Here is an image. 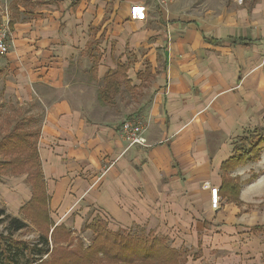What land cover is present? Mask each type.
Here are the masks:
<instances>
[{"label":"crops","instance_id":"1","mask_svg":"<svg viewBox=\"0 0 264 264\" xmlns=\"http://www.w3.org/2000/svg\"><path fill=\"white\" fill-rule=\"evenodd\" d=\"M13 1L11 43L0 77L11 75L5 90L18 105H39L36 130L23 126L37 134L35 149L56 226L68 229L70 219L81 224L93 211L92 217L125 231H152L168 236L173 248L185 249L196 246L200 234L207 244L232 243L261 227L262 218H245L241 210L264 192V150L258 161L230 173L244 180L249 170L262 172L241 185V206L220 190L221 166L232 158L236 139L264 128V0L230 10L201 6L203 11L174 0L171 15L158 12L153 28L126 26L129 36L109 46L98 67L87 42V21L93 2L109 0ZM129 7L122 2L120 11ZM98 13L99 22L103 13ZM108 21L95 27V38L103 36ZM139 48L146 50L143 56ZM126 50L138 57L130 68L122 55ZM82 52L95 62L90 68L95 74L87 79L76 77L75 61ZM142 61L148 63L145 69ZM117 67L125 75L133 71L126 76L128 84L148 95L135 112L147 122L146 146H128L109 103L97 102L99 82ZM26 184L25 203L32 197L27 179ZM210 188L219 189L217 211L210 206ZM23 198L11 201L12 215L21 220Z\"/></svg>","mask_w":264,"mask_h":264},{"label":"trees","instance_id":"2","mask_svg":"<svg viewBox=\"0 0 264 264\" xmlns=\"http://www.w3.org/2000/svg\"><path fill=\"white\" fill-rule=\"evenodd\" d=\"M8 28L11 31V19ZM139 76H142L141 72ZM105 79L109 83L97 94V102L101 106L111 103L112 94L120 92L122 83L129 85L122 67H117ZM9 118L7 115L6 121ZM7 123V131L0 135V177L25 173L32 197L21 208L24 220L7 214L6 209L0 206V225H6L5 232L0 234V264H184L186 251L170 246L166 236H156L152 231L145 232L141 228L113 232L108 228V221L101 216H94L82 228L83 232L91 231L90 244L83 248L80 243L79 248L73 249L71 231L64 225L56 226L50 219L49 197L35 149L36 132L26 130L20 122L12 127L11 120ZM263 147L264 128L247 131L234 142L232 158L221 166L220 192L228 202L242 204L239 200V178L230 177L232 169L247 160H256ZM29 225L39 233L38 242L43 247L13 239L14 233L26 230ZM253 230L259 231L261 227ZM49 241H52L53 248L48 247ZM43 255H48L49 259L44 260Z\"/></svg>","mask_w":264,"mask_h":264},{"label":"rangeland","instance_id":"3","mask_svg":"<svg viewBox=\"0 0 264 264\" xmlns=\"http://www.w3.org/2000/svg\"><path fill=\"white\" fill-rule=\"evenodd\" d=\"M24 1V0H23ZM90 0H88L89 2ZM183 2V0H178V2ZM188 1L193 8L201 9V6L203 8H209V9H216V10H224L223 8H226L227 10L233 9V7L240 6L241 4L244 6L247 4H250L253 2V0H185ZM28 1H24L23 3L26 4ZM41 3H44V0H40ZM103 4H99L96 2H93L91 5V12L93 13L92 17L88 19L87 23H89L87 26L88 28V43L90 45V52L92 53V57L94 56L95 62L97 60H101L105 52L108 50L109 46H115L116 43H118L117 39H121L123 35L126 34L129 36L128 32H125L126 26H135L138 29H142L143 27L153 28L155 24H157L159 21L155 19L159 17V13H165V17L171 15L170 8L176 3H174V0H131L129 2L128 0H120L117 3V6H114V0H109L105 3V1H102ZM128 3L129 8L125 13L120 11V4L121 3ZM95 3V4H94ZM15 5V1L13 0H0V28L2 24L6 21L11 19V15L15 12L13 10V6ZM198 5V6H197ZM89 6V5H88ZM87 6V7H88ZM147 6H153L155 10L150 11L147 8ZM170 6V7H169ZM180 7V6H179ZM223 7V8H222ZM168 8V10H166ZM39 9H43L42 6H39ZM225 9V10H226ZM22 10V9H20ZM160 10V11H159ZM120 11V13H119ZM98 12H102V20L95 21L94 18L98 16ZM168 12V13H167ZM34 14V13H33ZM96 15V16H95ZM201 15L205 16V12L201 13ZM161 16V15H160ZM109 20V21H108ZM102 21V23L108 21V29L105 30L103 36L98 38H95L93 35V30L95 27ZM161 21V20H160ZM103 23V24H104ZM145 25V26H144ZM134 32L132 31V34ZM148 41H151V38L148 39ZM11 43L10 33L5 37L4 44L6 46V52L9 50ZM103 50V53L100 52V50ZM141 53L143 56L146 52L144 48H139L137 53ZM4 54H0V66L3 65V58ZM123 56H126L125 63L130 68L133 63L138 59L133 52H126L122 54ZM139 56V54H138ZM115 58V57H114ZM94 59L92 60L91 57H88L85 55L84 52H82L79 55V58L75 61L77 69H78V76L81 78H89L94 76V72L90 70L91 66L93 65ZM103 62H105V59H103ZM142 65L144 66V69L146 66H148V63L145 61H142ZM143 66H139V68H143ZM5 67V66H4ZM96 67H98V61L96 62ZM6 69V68H5ZM144 69H140L141 72ZM148 68L145 70L146 73L144 76L146 79L144 81L149 80V71H147ZM128 72V71H127ZM135 73L132 71L129 73H126V76L134 75ZM6 75V74H5ZM143 75L141 76L144 77ZM8 80H11V75L7 73L6 78L0 77V135L3 134V131L6 132V128L8 126V120H11V127L16 123H22L25 127H30L32 130H36L38 126V119H35L36 116H39V105L38 104H32V105H18L12 98V92L9 90L6 92L5 90V82ZM120 79H123L120 76ZM109 83V80H106L103 78L102 81L99 82L98 86L103 88L105 85ZM145 86V85H142ZM7 89V88H6ZM142 92H138L137 90H132L130 85L123 84V88L121 92H118L117 96L116 94H112L113 100L108 105V111L110 113L115 114L116 119L118 120V123L120 124L122 121L126 120V118H132L137 119L138 118L136 110L138 109L140 104H145L146 99H148V95L144 94L143 89ZM147 102V101H146ZM28 114H30L28 117ZM35 114V115H32ZM7 115L10 116V118L6 121L5 117ZM136 115V116H135ZM142 120V119H141ZM140 120V121H141ZM118 125V124H117ZM119 126V125H118ZM148 129V128H147ZM258 130V129H256ZM245 145L248 146V143ZM264 150H261V152ZM258 154V158L256 160H247L243 165L246 163H249L248 161H258L260 158V154ZM1 159V158H0ZM250 172L247 176V179L241 180L239 178V187L241 189V185H245L249 183L252 179L256 178L259 173H254L253 171L249 170ZM246 173V174H247ZM26 174H22V176H12V175H4L0 177V206L5 208L7 211V214L12 215L11 210H14L12 207V199H15L19 195H24L25 198H23V203H25V200L27 199V192L24 193L27 190L28 185L26 184ZM231 177V176H230ZM243 204V203H242ZM241 204V205H242ZM240 205V206H241ZM7 207L9 209H7ZM243 214L246 216L245 218H255L260 217L263 219L261 230L254 231L253 228H247L250 229V231H245L242 235L238 237L237 240H234L232 243H228L224 241L223 239L218 241L217 244H207V240L203 242L202 235L200 234L198 237V243L194 247H190L185 249L186 256H185V262L184 264H264V192L260 195L259 199L245 204L243 206V209L241 210ZM93 211H89L85 216L81 219V224H77L73 222L72 219H70V223H68V227L66 228L68 231H71V236L74 238L73 241V249L79 248L80 243L81 247L86 248L90 244L91 240V231L85 230L82 231L83 226L85 223H90L92 217ZM13 216V215H12ZM16 217V216H15ZM92 217V218H91ZM19 218V217H17ZM22 219V216L20 215V218ZM74 219V218H73ZM5 226L6 225H0V234L5 232ZM209 224L208 222H205V228L208 229ZM108 228H110L111 231L115 232L117 230H124L121 227H119L116 223L108 222ZM138 227L131 228L132 231H136ZM125 231V230H124ZM145 231V230H144ZM146 232V231H145ZM39 233L32 227H29L26 230L17 232L13 234V239L29 242L30 244H41L39 245V248L43 247V244L38 242L39 240ZM168 239L169 237L166 236ZM65 243L62 244V246ZM169 244L171 246L172 241L169 239ZM49 248H53L52 241H49L48 243ZM182 249V248H181ZM39 255H37L38 257ZM43 259H49L48 255H43ZM22 260V259H21Z\"/></svg>","mask_w":264,"mask_h":264},{"label":"built area","instance_id":"4","mask_svg":"<svg viewBox=\"0 0 264 264\" xmlns=\"http://www.w3.org/2000/svg\"><path fill=\"white\" fill-rule=\"evenodd\" d=\"M164 1V0H163ZM9 20H6L0 28V54L6 52L4 44L5 37L10 33L8 28ZM147 122L126 118L118 127L119 134L125 143L130 147L146 146L145 134L147 132ZM210 206L211 209L217 211L220 208V198L218 195L219 189L210 188Z\"/></svg>","mask_w":264,"mask_h":264}]
</instances>
